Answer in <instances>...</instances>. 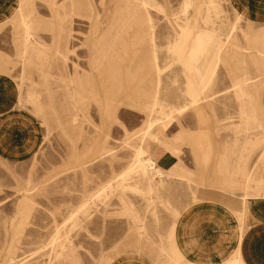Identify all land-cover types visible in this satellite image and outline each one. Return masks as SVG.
Returning <instances> with one entry per match:
<instances>
[{"label": "rangeland", "instance_id": "1", "mask_svg": "<svg viewBox=\"0 0 264 264\" xmlns=\"http://www.w3.org/2000/svg\"><path fill=\"white\" fill-rule=\"evenodd\" d=\"M0 59L43 131L0 160V264H182L200 194H264V25L229 0H23Z\"/></svg>", "mask_w": 264, "mask_h": 264}, {"label": "crops", "instance_id": "2", "mask_svg": "<svg viewBox=\"0 0 264 264\" xmlns=\"http://www.w3.org/2000/svg\"><path fill=\"white\" fill-rule=\"evenodd\" d=\"M246 19L264 25V0H229ZM23 0H0V38L19 14ZM0 59V160L23 163L40 149L43 131L33 113L20 105V88ZM148 150L165 174L176 172L170 150ZM174 249L182 264H264V194L248 202L241 194L207 191L176 220ZM74 264V263H64ZM109 264H157L146 254L128 252Z\"/></svg>", "mask_w": 264, "mask_h": 264}, {"label": "bare ground", "instance_id": "3", "mask_svg": "<svg viewBox=\"0 0 264 264\" xmlns=\"http://www.w3.org/2000/svg\"><path fill=\"white\" fill-rule=\"evenodd\" d=\"M147 148H145L144 146H139L137 152L135 153L136 156V166L138 168V170H143L144 172L147 170L146 167V162L144 159V153L146 152ZM153 168V167H151Z\"/></svg>", "mask_w": 264, "mask_h": 264}]
</instances>
